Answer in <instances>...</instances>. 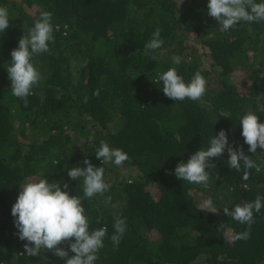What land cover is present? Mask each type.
I'll return each instance as SVG.
<instances>
[{
  "label": "trees",
  "instance_id": "trees-1",
  "mask_svg": "<svg viewBox=\"0 0 264 264\" xmlns=\"http://www.w3.org/2000/svg\"><path fill=\"white\" fill-rule=\"evenodd\" d=\"M207 3L0 0L10 19L0 32V264H65L51 251L27 256L11 207L24 183L40 178L60 181L61 190L67 183L69 195L82 196L83 178L70 179L67 171L84 167V159L103 166L110 185L103 195L82 199L90 230L107 228L94 264H264V207L254 212L250 238L234 243L231 235L248 226L223 212L264 198V150L249 153L239 125L248 112L264 123V21L224 32ZM43 11L53 14L54 42L32 58L42 80L25 107L11 93L7 68L11 51ZM157 26L164 43L146 51ZM175 56L182 57L179 65ZM172 67L185 82L201 72L207 85L200 100L164 95L157 81ZM222 129L229 145L250 155L260 170H248L244 180L243 162L241 171L231 169L225 149L210 161L216 167L205 169L207 188L177 179L176 165L206 150ZM101 140L130 161L102 164L95 156ZM204 199L218 214L201 208ZM116 218L126 222L118 246L111 240Z\"/></svg>",
  "mask_w": 264,
  "mask_h": 264
},
{
  "label": "clouds",
  "instance_id": "clouds-1",
  "mask_svg": "<svg viewBox=\"0 0 264 264\" xmlns=\"http://www.w3.org/2000/svg\"><path fill=\"white\" fill-rule=\"evenodd\" d=\"M207 9L208 15L219 22L220 30L224 32L241 22L264 21V2L257 0H208ZM52 16L50 11L41 12L28 35H23L18 41V46L10 53L11 63L7 73L11 81V93L21 100L25 107L33 87L42 80V75L33 65L32 58L34 55L48 52L49 42H54ZM9 27L8 8L0 6V32L4 33ZM161 31L157 26L152 38L145 45L146 51L161 48L164 43L161 39ZM181 60L180 56L173 57L175 65H179ZM157 82H162L164 95L174 101H183L186 98L198 101L204 96L207 85L200 71H196L191 80L185 82L175 67L160 74ZM93 96H99V90H95ZM87 101L88 97L85 96L84 102ZM239 125L244 143L248 145V152L256 154L258 147L264 150V123L258 122L257 115L248 112L240 118ZM225 149L231 169L241 171V161L243 162L244 180L250 177L248 170L253 168L260 170L259 165L250 155H246L240 147L234 150L229 145L226 132L222 129L210 139V146L206 150L200 149L192 154L186 163L180 162L176 165L174 170L176 178L201 184L207 188L211 175L205 169L215 168V164L210 161L212 158L221 157ZM95 156L102 164L113 163L116 166H123L126 161H130L126 152L122 149L110 148L103 140L100 141ZM83 165L84 167L76 166L67 171L70 179L83 178L82 196L69 195L66 191L69 187L67 183H63L65 190H61L60 181L49 183L43 178L25 182L19 191L11 207V215L15 218L14 226L18 229V238L28 242L24 244V252L27 256H39L41 250H44L51 251L63 259L65 264H94L98 259L97 254L104 247L107 228L90 230L82 199L103 195L108 192L110 185L104 180L103 166L94 167L88 159L83 160ZM262 201L264 198L257 196L253 202L235 204L231 211L228 206L223 207L225 216L248 226L245 231L234 232L231 235L233 243L250 238L254 212L259 213L264 207ZM104 203L110 204L111 197H107ZM201 208L214 214H218L219 211L211 199H204ZM219 227L224 228L225 224L222 223ZM113 228L112 244L118 246L126 231L125 219L116 218ZM62 244H67V249L60 247Z\"/></svg>",
  "mask_w": 264,
  "mask_h": 264
}]
</instances>
